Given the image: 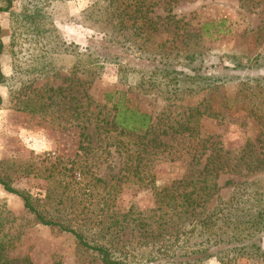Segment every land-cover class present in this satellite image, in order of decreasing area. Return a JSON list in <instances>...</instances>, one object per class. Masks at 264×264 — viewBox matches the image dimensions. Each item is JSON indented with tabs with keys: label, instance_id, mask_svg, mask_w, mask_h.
<instances>
[{
	"label": "rangeland",
	"instance_id": "rangeland-1",
	"mask_svg": "<svg viewBox=\"0 0 264 264\" xmlns=\"http://www.w3.org/2000/svg\"><path fill=\"white\" fill-rule=\"evenodd\" d=\"M12 1L16 12L20 0ZM113 3L131 17L116 21L125 25L108 41L79 23L89 0L51 4L60 40L95 58L91 66H82L86 56L75 62L61 52L53 55V74L33 79L13 75L8 57L0 58V180L26 193L52 221L116 249L113 255L128 264L192 258L220 264L213 256L154 249L208 248L206 235L192 231V217L172 226L176 217L164 213L166 200L159 196L201 178L209 153L225 166L252 153L264 160V0ZM206 25L211 37L199 38ZM0 42H10L8 12L0 13ZM112 91L124 93L127 107L149 115L157 128H168L155 139L161 146L152 143L146 154H136V141L110 126L105 95ZM224 169L216 194L196 213L225 201L236 184L264 178V168ZM170 228L175 233L167 235ZM0 237L9 258L27 257L31 264H100L71 234L37 224L1 186Z\"/></svg>",
	"mask_w": 264,
	"mask_h": 264
},
{
	"label": "trees",
	"instance_id": "trees-1",
	"mask_svg": "<svg viewBox=\"0 0 264 264\" xmlns=\"http://www.w3.org/2000/svg\"><path fill=\"white\" fill-rule=\"evenodd\" d=\"M65 1L68 0H20V7L15 12L12 0H0V13H9L10 30V42L7 45L0 42V58L8 57L13 75L34 76L33 79H36L49 73L53 74L56 60L53 55L61 52L73 56L72 60L75 62L76 59L80 62V58L86 56L81 59L84 67L95 63V58H90V54L74 51L73 44L67 45L60 40V34L51 14V4L65 3ZM113 1L89 0L88 6L81 13L82 20L79 22L92 31L102 33L106 41L110 40L115 32L114 29L125 25V23L116 21L131 17L130 14L125 13L124 9L118 10L119 7L114 6ZM95 24L101 25L99 30L94 28ZM207 27L209 26L206 25L204 35H199V38L201 36L211 37L207 33ZM4 81L0 72V84ZM124 96V93L116 91L105 95V103L109 104L110 108V126L118 130L119 135L130 136L138 142H133L132 145L136 149V154H146V148L152 143L155 144L154 147L161 146L162 144L156 143L155 139L159 134H166L168 128L164 125L157 128L149 115L127 107ZM194 113L199 114L196 110ZM191 114L192 111H188L184 122H187ZM177 127L181 131L186 130L183 124H178ZM137 159L139 161L144 158L137 156ZM232 160L236 162L231 166L228 164L225 166L220 155L209 153L201 172V178L182 185L181 189H179L180 183H177L175 190H165V195L159 196L166 200L164 213L176 217L174 221H171L172 226L179 218L185 220L192 217L193 222L190 221L194 223L192 231L196 230L200 236L206 235L204 243L208 244V248L195 247L196 249L188 250L189 248L186 247L165 246L164 250L154 248L156 251L171 253L172 256L182 253L183 256L191 258L196 253L203 254L204 257L213 256L220 264H238V261L242 259L264 264L262 242L264 239V178L259 177L240 182L234 186L231 195L225 201L218 202L204 214L195 212L200 208L201 203L203 204L216 194V179L224 167L226 171L237 173H251L264 168L263 158L256 153H252L251 157L247 158L233 157ZM0 186L4 191L17 196L22 201L23 209L33 216L37 224L57 227L60 231L71 234L79 249L93 256L100 264H128L124 258L120 259L113 255L112 250L117 251L116 249L91 242L82 234V231L64 226L52 221L46 214H41L26 193L9 187L2 180H0ZM187 187L188 190H186ZM170 218L168 216L166 219ZM174 231L170 228L167 235ZM150 239L154 241L155 237H150ZM4 241L0 237V264H31L27 257L9 258L6 251L8 245ZM198 262L199 258H192L187 264Z\"/></svg>",
	"mask_w": 264,
	"mask_h": 264
}]
</instances>
